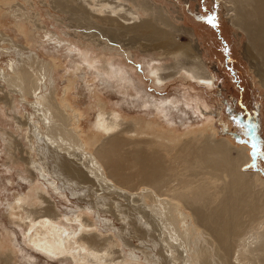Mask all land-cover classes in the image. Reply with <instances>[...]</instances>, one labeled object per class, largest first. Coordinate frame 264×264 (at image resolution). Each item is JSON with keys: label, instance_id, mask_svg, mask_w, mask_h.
<instances>
[{"label": "rangeland", "instance_id": "1", "mask_svg": "<svg viewBox=\"0 0 264 264\" xmlns=\"http://www.w3.org/2000/svg\"><path fill=\"white\" fill-rule=\"evenodd\" d=\"M52 1L0 3V264H74L72 257L61 254L56 258L36 249L27 239L29 223L21 219L25 215L23 209L10 207L18 197L32 195L37 189L53 203L59 221L77 228L81 219L70 221L68 216L81 218L80 214L94 222L79 236L85 231L114 235L126 254L133 251L132 256L139 263L149 264L145 259L150 254L155 260L161 255L158 241L143 239L140 230H132L129 219L133 212L118 219L105 211L107 206L99 201L104 198L97 197L103 189L97 184L78 185L62 175L58 151L30 103L41 102L45 94L44 98L53 91L58 100L65 97L67 112H77V116L72 115L73 125L85 138L98 130L94 126L100 110L98 98L107 103V111L114 109L128 119L142 121L150 134L159 131L158 134L173 138L194 128L213 130L219 138L246 146L251 158L243 169L252 178L257 172L264 178V85L246 56L247 35L232 23L220 0H152L165 8L177 25L171 30L180 37L179 42L192 45L211 76L210 84L201 83L182 69L160 84L154 71L160 68L161 73H167V66L172 64L170 69H176L180 63L177 53L162 48L128 49L110 33L78 25L70 13L53 6ZM16 3L20 4L18 18L25 13L19 21L12 8ZM132 6L141 17L167 28L164 13H150L144 5ZM98 32L101 44L97 45L90 37ZM48 33L55 39L47 37ZM34 55L50 65L44 79L37 77L42 79L38 92L26 95L28 103L22 101L23 96L9 85L6 76L22 67H33L37 72ZM185 66L193 67L190 62ZM6 98L10 103L5 102ZM105 197L108 204L127 211L125 196L105 192ZM140 218L144 225L139 224L147 227L146 217ZM123 236L132 244H125Z\"/></svg>", "mask_w": 264, "mask_h": 264}, {"label": "bare ground", "instance_id": "2", "mask_svg": "<svg viewBox=\"0 0 264 264\" xmlns=\"http://www.w3.org/2000/svg\"><path fill=\"white\" fill-rule=\"evenodd\" d=\"M146 1L53 0L52 5L70 13L80 26L110 33L128 49L162 48L177 53L180 63L176 69H170L174 67L172 64L167 66V73H161L160 68L154 71L160 84L182 69L201 83L210 84L207 64L191 44L179 42L180 37L171 30L177 25L165 8L152 0ZM220 1L232 23L247 35L246 56L264 85V0ZM132 5L135 8L144 5L150 13L155 10L164 13L167 28L141 17ZM12 8L18 18L20 4ZM24 14L21 13V19ZM34 24L40 27L38 21ZM19 27L24 26L20 23ZM52 35L48 33L47 37ZM98 38L99 32L90 37L97 45L101 44ZM32 58L37 72L33 67H22L14 75L6 76L8 84L23 96L24 102H28L26 95L36 93L50 65L37 55ZM53 60L57 64L56 58ZM188 62L192 68L185 66ZM0 74H3L1 70ZM53 92L44 98L45 94L41 102L28 103L34 107L49 141L58 151L62 175L78 185L90 182L101 187L103 192L96 194L104 199L99 201L107 206L105 211L118 219L134 213L129 219L132 230H140L143 239H156L160 247L157 261L150 254L146 263L264 264V178L259 172L252 178L243 169L251 158L246 146H237L206 129L194 128L182 137L173 138H166L159 131L150 134L142 121L128 119L114 109L107 111V103L101 98H98L100 110L94 125L101 132L94 130L85 138L72 122V115L77 116V112H67L66 98L58 100ZM5 102L10 103L8 98ZM28 136L33 143V137ZM105 192L125 196L127 211L114 203L108 204ZM10 207L23 209L25 215L21 219L29 223L27 239L49 255L64 254L72 257L74 264H141L133 258V251L126 254L125 248L119 247L114 235L85 231L79 236L94 222L80 214L81 218L68 216L70 221L81 219L80 227L59 221L53 203L38 189L32 195L18 197ZM141 216L146 217L147 227L139 224L144 225ZM123 238L125 244H132L126 236Z\"/></svg>", "mask_w": 264, "mask_h": 264}]
</instances>
